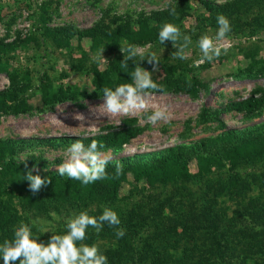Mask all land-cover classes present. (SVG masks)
I'll list each match as a JSON object with an SVG mask.
<instances>
[{
  "label": "rangeland",
  "instance_id": "obj_1",
  "mask_svg": "<svg viewBox=\"0 0 264 264\" xmlns=\"http://www.w3.org/2000/svg\"><path fill=\"white\" fill-rule=\"evenodd\" d=\"M253 2L0 0V143L12 146L11 153L0 156V243L11 240L21 223L32 228L38 242H47L53 233L63 234L80 211L98 218L110 208L121 224L105 222L99 232L90 226L81 242L96 245L108 264H264V151L245 160L224 157L241 143L264 137V0ZM219 15L231 25L216 41L221 55L198 63V40L205 34L215 37ZM143 21L149 26L144 41L108 39L123 27L138 31ZM165 23L182 33L177 48L158 40ZM184 35L191 43L181 60L172 54ZM128 45L155 53V69L139 56L128 66L140 63L169 91L148 90L145 109L111 114L96 84L103 73L132 82L130 67L120 65L121 48ZM163 67L186 73L168 75ZM191 78L199 84L189 86ZM64 89L78 99L43 103L45 94ZM252 98L255 105L246 110L229 106ZM156 106L167 108L170 123L147 119ZM130 127L137 136L120 151L102 149L111 157L107 175L116 172V165L109 164L118 158L173 145L186 152L168 171L153 175L125 164L126 180L115 199L78 201L48 186L38 194L30 190L23 171L50 179L72 143L82 140L87 146L92 135ZM230 132L236 135L232 140L219 139ZM151 142L161 146L149 147ZM156 159L150 162L163 166ZM107 175L97 180L100 191L109 187ZM118 228L125 230L123 238H117Z\"/></svg>",
  "mask_w": 264,
  "mask_h": 264
},
{
  "label": "clouds",
  "instance_id": "obj_2",
  "mask_svg": "<svg viewBox=\"0 0 264 264\" xmlns=\"http://www.w3.org/2000/svg\"><path fill=\"white\" fill-rule=\"evenodd\" d=\"M175 14V9L172 10ZM219 25L215 37L202 35L198 40V48L202 54L198 63L211 62L214 58L221 55V47L216 41L223 40L231 31L229 20L224 15L217 17ZM182 33L180 29L171 23L162 25L158 32V40L164 45L165 41L173 42L177 48V42L181 39ZM183 45L178 47V51L172 55L175 58L184 60L187 58L184 49L191 43V38L187 35L183 37ZM124 53V59L121 66L128 69L130 59L136 61V57H140V61L145 59L153 64L155 69L159 65V60L155 53H145L135 45H128L121 48ZM100 53V58H104ZM136 64V63H135ZM131 83L120 84L115 89L104 88L103 100L104 107L111 114H129L134 110L145 109L147 102L146 96L151 93L148 90L165 93L162 85H159L152 78V72L140 66L135 67L131 74ZM147 119L156 124L159 121L171 122V114L166 107L156 106L155 110L147 116ZM103 144H99L93 140L89 145L85 146L82 140H77L67 147V159L57 166L60 176L67 177L70 180L80 181L82 185H90L97 180L104 179L107 175L106 167L111 159L102 149ZM124 165L116 164V175L119 176L123 172ZM24 179L29 183V188L33 194H38L42 186L50 183V179H43L39 175H33L28 172ZM107 222L110 227L119 226L121 221L117 213L110 208H106L102 215L98 218L90 216L87 211H80L71 217L66 225L63 234H54L47 242H38L39 236L35 235L32 228L25 223H21L19 227L14 229L11 240H5L0 243V261L3 264H108L107 257L101 254L96 245H87L81 243L86 238V231L91 226L99 232L104 223ZM44 233L50 232L48 229L43 230ZM125 230L118 228L116 231L117 238L125 236Z\"/></svg>",
  "mask_w": 264,
  "mask_h": 264
},
{
  "label": "trees",
  "instance_id": "obj_3",
  "mask_svg": "<svg viewBox=\"0 0 264 264\" xmlns=\"http://www.w3.org/2000/svg\"><path fill=\"white\" fill-rule=\"evenodd\" d=\"M185 2H189V0H184ZM250 3H254L255 0H247ZM149 31V26L146 21L139 23L138 31L133 30L130 27H123L118 31L109 35L108 39L112 43H119L120 41H144L147 39V33ZM121 65V64H120ZM122 67V66H121ZM130 67V65L128 66ZM123 68V67H122ZM166 74L173 75L177 73H186L177 68H168L163 67L165 69ZM135 66H131L129 68V74L131 76L132 72H134ZM189 86H195L199 84V81L195 78H191L189 80ZM120 84H126L122 81H115L110 74L103 73L98 76V81L96 84V91L103 95L104 88L115 89L116 86ZM174 88L173 86H170ZM166 91L169 89L164 88ZM171 89V88H170ZM165 91V92H166ZM4 97V93L0 92V99ZM78 94L72 92L70 89L60 90L58 94L48 95L45 94L43 96V103L45 105H52L57 102L67 101V100H77ZM255 105V100L248 99L239 102H231L230 107L234 108L237 111L246 110ZM137 136L136 128H121L116 130H108L107 132L92 135L86 139V143L90 144L93 140L97 141L99 144H103L104 146L115 149L116 151H120L123 145ZM236 135L230 133H226L223 135L220 140L230 141ZM204 144L201 143V147ZM264 151V137H258L255 139H251L246 141L245 143H241L239 146L232 149L229 156L225 155L224 157L230 158L233 161L237 160H245L250 159L253 156L260 154ZM12 152V146L9 143L2 142L0 143V156L4 157L6 154ZM186 152V149L183 146L173 145L164 149H160L157 151L145 152L142 154H135L133 156H128L124 158H118L115 161H111L109 165L122 163L123 165L127 164L129 167H132L135 172L145 173L147 175H153L158 170L160 171H168L172 166H174L175 162L178 161L179 157ZM204 155L201 156L202 160L204 159ZM154 158L157 163L162 164L163 166H155L153 162H150ZM10 173H15V169L8 165ZM25 176L28 174L27 172H22ZM33 175H39L37 173H32ZM50 176V183L46 186L50 187L53 190H59L60 194L64 193L66 196L82 201V200H104V199H115L118 196L119 190L122 186V183L126 180V172L123 171L121 175L117 176L116 172H111L107 175V181L109 183V187L100 191L99 183L96 181L90 185H82L80 181L70 180L69 178L62 180V176L59 175L58 171L52 172ZM43 176H41L42 178ZM59 181H58V180Z\"/></svg>",
  "mask_w": 264,
  "mask_h": 264
},
{
  "label": "bare ground",
  "instance_id": "obj_4",
  "mask_svg": "<svg viewBox=\"0 0 264 264\" xmlns=\"http://www.w3.org/2000/svg\"><path fill=\"white\" fill-rule=\"evenodd\" d=\"M159 146H161V143H159V142H151V143H149V147H159Z\"/></svg>",
  "mask_w": 264,
  "mask_h": 264
}]
</instances>
